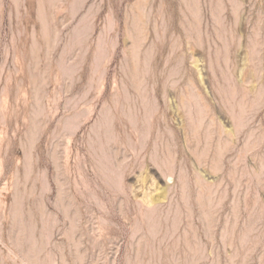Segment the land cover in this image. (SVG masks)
Returning a JSON list of instances; mask_svg holds the SVG:
<instances>
[{"label": "rangeland", "instance_id": "1", "mask_svg": "<svg viewBox=\"0 0 264 264\" xmlns=\"http://www.w3.org/2000/svg\"><path fill=\"white\" fill-rule=\"evenodd\" d=\"M0 264H264V0H0Z\"/></svg>", "mask_w": 264, "mask_h": 264}, {"label": "bare ground", "instance_id": "2", "mask_svg": "<svg viewBox=\"0 0 264 264\" xmlns=\"http://www.w3.org/2000/svg\"><path fill=\"white\" fill-rule=\"evenodd\" d=\"M5 103V102H4Z\"/></svg>", "mask_w": 264, "mask_h": 264}]
</instances>
